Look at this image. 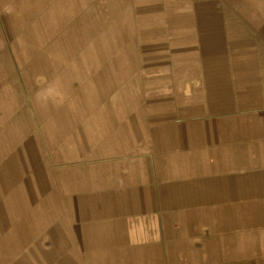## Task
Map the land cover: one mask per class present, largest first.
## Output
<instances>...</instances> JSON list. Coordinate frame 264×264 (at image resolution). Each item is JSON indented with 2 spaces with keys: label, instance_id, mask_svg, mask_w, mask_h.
Returning <instances> with one entry per match:
<instances>
[{
  "label": "crops",
  "instance_id": "crops-1",
  "mask_svg": "<svg viewBox=\"0 0 264 264\" xmlns=\"http://www.w3.org/2000/svg\"><path fill=\"white\" fill-rule=\"evenodd\" d=\"M6 1L0 264H264V0Z\"/></svg>",
  "mask_w": 264,
  "mask_h": 264
},
{
  "label": "rangeland",
  "instance_id": "rangeland-1",
  "mask_svg": "<svg viewBox=\"0 0 264 264\" xmlns=\"http://www.w3.org/2000/svg\"><path fill=\"white\" fill-rule=\"evenodd\" d=\"M11 4V3H10ZM11 5L8 6L6 0H0V58H4L0 62V69L3 72H7V57L8 54H12V50L9 49V45L13 44V40L16 36L23 33H13V28L9 29V26L14 21V17L11 12ZM17 102H23L22 97H17ZM8 96H0V137L7 140L8 137Z\"/></svg>",
  "mask_w": 264,
  "mask_h": 264
},
{
  "label": "clouds",
  "instance_id": "clouds-1",
  "mask_svg": "<svg viewBox=\"0 0 264 264\" xmlns=\"http://www.w3.org/2000/svg\"><path fill=\"white\" fill-rule=\"evenodd\" d=\"M48 97H54L58 100V102L63 103V94L58 91L55 87H49L47 89Z\"/></svg>",
  "mask_w": 264,
  "mask_h": 264
}]
</instances>
